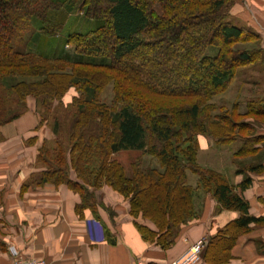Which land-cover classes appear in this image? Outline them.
Instances as JSON below:
<instances>
[{
	"label": "trees",
	"instance_id": "16d2710c",
	"mask_svg": "<svg viewBox=\"0 0 264 264\" xmlns=\"http://www.w3.org/2000/svg\"><path fill=\"white\" fill-rule=\"evenodd\" d=\"M143 1L84 0L86 16L99 20V26L86 33L67 34L64 45L74 46L82 55L101 56L103 63L83 64L57 56L54 63L73 66V72L67 74L51 65L26 66L31 59L53 62L20 47L28 38L31 24L38 23L45 37L57 33L61 23L52 13L60 2L0 0V84L11 82L10 89L22 103L29 95L54 99L82 83H78L79 78L91 82L88 67L111 69L114 107L98 105L94 99L79 104V118L72 125L68 141L74 169L88 172L87 160L96 157L100 165L91 170L96 172V180H102L128 201L143 239L163 250L169 249L179 231L197 217L196 189L188 183V172L197 175L199 188L210 193L223 209L242 215L211 237L201 251L204 264H227L239 236L249 232L253 223L264 220L250 215L249 202L238 191L247 190L251 178L246 177L238 186L231 185L221 174L198 164V136L209 135L221 145L243 138L244 145L234 153L235 159L249 158L257 152L254 146L264 138L246 136L251 126L240 120L264 118V102H249L245 114L238 112L237 103L228 114L213 116L214 107H208L206 101L225 92L239 71L263 61L260 36L228 21L235 0ZM239 44L258 47L234 50ZM209 48L216 49V53L208 55ZM19 77L37 81L18 82ZM187 99L199 101L187 103ZM19 115L21 112L10 120ZM131 150L152 156L161 170L143 169L135 163L128 172L121 163L110 160L113 154ZM261 167L252 165L248 171L256 172ZM66 177L61 169L52 167L42 173L38 184L66 185L81 198L77 213L83 216L90 210L99 219L88 186ZM139 218L152 222L156 229L141 225Z\"/></svg>",
	"mask_w": 264,
	"mask_h": 264
},
{
	"label": "crops",
	"instance_id": "0c3cea01",
	"mask_svg": "<svg viewBox=\"0 0 264 264\" xmlns=\"http://www.w3.org/2000/svg\"><path fill=\"white\" fill-rule=\"evenodd\" d=\"M257 137L264 138V133ZM24 140L25 136H6L0 144V264H11L10 247L29 258L43 259L46 264H170L191 245L201 239L208 242L219 230L242 216L238 211L223 209L210 193L199 188L198 180H193L189 184L196 189L194 205L197 217L179 231L169 249L163 250L143 239L129 215V203L118 194L113 198L109 187L101 191L102 200L124 213L125 219L121 222H114L102 207H99V219L90 210L80 216L76 207L81 198L66 185L30 182L29 178L37 171L32 165L31 170L23 168L30 161L25 165L20 161L25 155L30 156ZM198 140V164L201 167L221 174L235 186L246 177L252 179L247 190L238 191L249 202L250 215L264 220V140L255 144L257 152L252 157L235 159L232 154L230 173L224 168H217L220 164L226 166L223 161H210V166L201 165V156L214 154L213 158L216 147L222 145L206 136H199ZM238 140L242 144L234 153L245 142L243 138ZM21 146L25 150H21ZM252 165L262 167L250 172L248 168ZM188 178L190 182L189 174ZM144 221L147 227L156 229L152 222ZM196 264L204 262L200 259ZM227 264H264V222L253 223L249 232L239 236Z\"/></svg>",
	"mask_w": 264,
	"mask_h": 264
},
{
	"label": "rangeland",
	"instance_id": "374dc122",
	"mask_svg": "<svg viewBox=\"0 0 264 264\" xmlns=\"http://www.w3.org/2000/svg\"><path fill=\"white\" fill-rule=\"evenodd\" d=\"M58 1L60 2L58 9L52 13L54 14V17H56V21L59 24L61 23L60 28L57 29V33L54 36L45 37V35L40 33L38 23L31 24L28 38L25 39L24 45L20 46L21 50L24 52L30 51L36 53L37 56L49 59L51 62L56 61L57 56L62 58L64 56L71 62L97 65L103 63V57L101 56L95 57L92 55L90 57L82 55L76 52L74 46L64 45L67 34L74 33V31L86 33L95 30L99 26V20L86 16L85 11L82 9L84 0ZM143 3L150 4L149 0H144ZM228 21L258 34L261 41L259 43L261 44L260 47L263 48L264 51V0H235L229 9ZM255 47L258 46L252 44H239L234 46L233 49L244 50L253 49ZM215 53L216 49L214 48H209L207 51L208 55H214ZM39 60L33 61V59H31L26 66L34 67L51 65L56 71L65 72L67 74L73 72V66L66 63L53 62L45 64ZM106 62L107 64L111 63L110 60ZM88 68L87 70L91 72L90 75H88V78H91V82H84L86 81L84 80L85 78H79L80 81L77 80L78 83H82L78 85L75 84L65 94L61 96L59 95L54 99L52 97L45 99V96L39 97L42 99H36L35 96L29 95L26 97L25 102L22 103L18 95L10 89L11 82H8V84L6 83V86L0 84V144L6 136H25L24 143L29 150L30 156L25 155L20 158V161H22L24 165L30 161V164L25 165L23 168L31 170L33 167L37 171L29 178L30 182L39 181L42 173L48 169L51 170L52 167L55 170L61 169L67 176V180L88 186L89 190L94 194L96 201V207L94 210L97 212L98 216L100 215L99 207H102L114 222H121L125 219L124 213L115 210L113 204L106 205L102 200L103 192L101 193V191L109 186L104 184L102 180H96V172H91L93 168L100 165L99 160L96 157L87 160L86 164L89 166V171L84 172L83 170L82 172H77L73 167L70 155L71 148H68L72 125L79 118L78 113L80 103L83 104L85 100L94 99L98 105L103 104L110 108L114 107L113 103L115 105V82H112L111 79V72L113 71H111V69ZM80 74L81 72L77 75ZM82 75H86L85 72H83ZM36 81L37 80L33 77L18 78V82L33 83ZM153 98L156 97L154 96ZM43 99L46 100L45 104L43 103ZM187 100H189L185 101L187 103L199 101L197 99ZM255 101H260L261 103L264 102V52L263 61L261 63L239 71L230 87L225 92L206 101V104H208V107L209 105L214 107V111L211 113L213 116H224L231 112L232 107L237 103L239 104L238 112L240 114H245L248 103ZM119 103L120 101L116 102L117 108L121 107V104ZM206 104L203 106L204 110ZM24 110L25 112H23ZM20 112L21 115L10 120L12 116L20 114ZM202 120L205 122V116H203ZM241 120L240 123H249L251 126L249 129L251 131H249L246 136H257L261 132L264 133V118H260V120L257 121L250 118ZM237 135L245 136L242 134L239 135V133H237ZM199 136L209 137V135ZM209 138L212 140V137ZM241 144V141L238 140L230 145L216 147L215 156L213 157L214 159L212 158V155L214 154H211L210 157L206 155L205 157L201 156V165L210 166L211 164H208L210 161H223L226 166L220 164L217 168H224L230 173L233 166L232 154L241 147ZM60 146H62V148ZM20 149L25 150L24 146H21ZM231 151H233V153ZM31 155H33L32 158ZM111 159L121 163L126 167L128 172L131 171L130 166L135 163H140L143 169L151 168L161 170L156 159L142 151L131 150L120 152L113 154L110 157V160ZM6 161L7 160H5V162ZM17 164L18 163H16V165ZM82 164L85 165V162L83 161ZM29 170L26 169L25 171ZM129 174L131 173H128V175ZM188 174L191 178L190 182L188 178V183L191 184L193 180H198L197 175L191 172H188ZM93 182H98V184H93ZM109 188L111 189V187ZM111 191L113 198H115L118 193L112 189ZM117 196L121 195L118 194ZM123 200L128 204L127 200L124 198ZM128 211H130V207ZM129 215L131 216L130 212ZM138 222L141 225L146 224L142 218H139Z\"/></svg>",
	"mask_w": 264,
	"mask_h": 264
},
{
	"label": "built area",
	"instance_id": "2783aa9c",
	"mask_svg": "<svg viewBox=\"0 0 264 264\" xmlns=\"http://www.w3.org/2000/svg\"><path fill=\"white\" fill-rule=\"evenodd\" d=\"M207 244L206 239H201L195 244L191 245L188 250L179 258L172 261L170 264H196L201 259V251ZM10 254L12 257L11 264H46L43 259L29 258L25 256L20 250L10 247ZM144 264V263H133Z\"/></svg>",
	"mask_w": 264,
	"mask_h": 264
}]
</instances>
